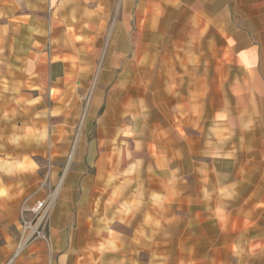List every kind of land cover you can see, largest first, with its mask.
Segmentation results:
<instances>
[{"label": "crops", "instance_id": "1", "mask_svg": "<svg viewBox=\"0 0 264 264\" xmlns=\"http://www.w3.org/2000/svg\"><path fill=\"white\" fill-rule=\"evenodd\" d=\"M115 1L0 0V264H264V0H122L101 76L124 96L105 116L120 132L80 138L95 171L51 166L50 243L15 256L22 201L73 142L79 75L69 51L45 57L48 30L65 48L86 29L71 16L88 30Z\"/></svg>", "mask_w": 264, "mask_h": 264}, {"label": "rangeland", "instance_id": "2", "mask_svg": "<svg viewBox=\"0 0 264 264\" xmlns=\"http://www.w3.org/2000/svg\"><path fill=\"white\" fill-rule=\"evenodd\" d=\"M121 10L122 0H116L111 15H95V21L90 22L92 23V26L88 30H86L88 21L87 16H71L70 21L72 22H76V20H81L82 18L86 29H81V25L79 29H76L75 26L71 27L70 33L72 40L70 41V43H67L68 46L65 48V42L63 43V41H56L50 39V31L48 30V41L45 47V57L50 58V56L54 55L57 51H69V58H71L73 61L72 68L74 69V71H77L79 75L73 80L74 86H77L78 90L74 95L63 96L64 101L66 100V106H69L70 108L73 105V107H75L74 110L70 109L69 111L67 110L63 112L64 116L67 113L68 122H73L72 127H69V131H71L70 134L73 137L72 147L69 150L65 159H48L46 165V176L40 182L39 189L37 190V192L33 194L36 197L45 198L51 196L52 193L55 192L56 188L54 196L55 202V200L59 197V192L61 188L60 180H62L63 177L62 173L65 172V170H67L68 168L75 166L76 164L81 165L84 163V165H88L90 171H95V168L98 164L100 166H103V159L98 160V158H80L76 151L81 137L88 136L90 139H97L102 136L106 137L112 135L113 133L118 134L120 132L118 128L114 130V124H108L110 123V121H108V118L105 119V116L107 113L113 114L118 111L119 99L124 96L117 94L116 88L114 87L116 83L115 79L110 80L108 84H104V81L102 80L101 76L106 60H108L109 57L113 55L112 53H114V49H118V47L113 46V44L117 43L116 39L123 38L121 36L119 37L117 30L118 22L120 21V19L122 20L123 17L121 14ZM127 17L128 19H130L129 22H131L132 27H134V13L132 12V14ZM137 21L139 26L144 27L147 22H150V16L145 14H143L142 16L139 15ZM144 33L149 34L148 31H144ZM100 87L104 88L105 91L104 100L100 109L95 112L94 119H92L90 117L91 106L93 100H95L96 98V91ZM58 96H60L59 92L55 90L53 91L51 99L50 97H48L49 107L53 106L54 100ZM88 120H91L89 121V124H87ZM131 126L132 120L130 118L128 120V127L125 133L129 131ZM98 145L102 148L105 144ZM117 145L118 144L114 143V146ZM130 146H133V142H130ZM111 149H115V147H111ZM101 150L102 149H100V151ZM72 152H74V154L71 158L70 155ZM99 156L100 154L97 157ZM114 161L115 160L113 158H110L109 165H114ZM91 165L95 167L92 169ZM51 166H57L61 168V172L59 175L60 180L57 183H51L49 180V171L51 169ZM46 179L52 184L51 190H43L41 188V183Z\"/></svg>", "mask_w": 264, "mask_h": 264}, {"label": "built area", "instance_id": "3", "mask_svg": "<svg viewBox=\"0 0 264 264\" xmlns=\"http://www.w3.org/2000/svg\"><path fill=\"white\" fill-rule=\"evenodd\" d=\"M41 188L51 190L52 184L46 179L41 183ZM55 192L45 198L30 195L22 201L19 209L20 240L15 256L35 241L50 243L48 230Z\"/></svg>", "mask_w": 264, "mask_h": 264}]
</instances>
